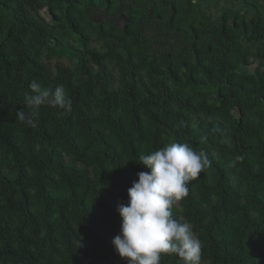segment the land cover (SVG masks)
Instances as JSON below:
<instances>
[{"label": "trees", "instance_id": "trees-1", "mask_svg": "<svg viewBox=\"0 0 264 264\" xmlns=\"http://www.w3.org/2000/svg\"><path fill=\"white\" fill-rule=\"evenodd\" d=\"M33 79L71 113L18 118ZM173 142L209 161L172 209L201 264H264V0H0V264H127L117 204Z\"/></svg>", "mask_w": 264, "mask_h": 264}, {"label": "clouds", "instance_id": "clouds-1", "mask_svg": "<svg viewBox=\"0 0 264 264\" xmlns=\"http://www.w3.org/2000/svg\"><path fill=\"white\" fill-rule=\"evenodd\" d=\"M29 87L31 92L24 96L28 112L17 113L21 120L34 124L42 106L71 113L73 102L63 85L53 89L33 79ZM138 163L149 171L137 173L138 180L128 189V203L117 204L122 226L113 239L116 251L127 264H161L162 257L171 254L179 264H201V241L192 225L176 219L172 209L187 196L188 183L208 166L205 153L173 142L139 155Z\"/></svg>", "mask_w": 264, "mask_h": 264}, {"label": "flooded vegetation", "instance_id": "flooded-vegetation-1", "mask_svg": "<svg viewBox=\"0 0 264 264\" xmlns=\"http://www.w3.org/2000/svg\"><path fill=\"white\" fill-rule=\"evenodd\" d=\"M115 17L116 16H114V15H109V14H107L105 12H100V13H98V15H96V20H100L101 21V20H104V19H110V20L116 22L117 24H119L121 26L125 24L126 20H125V17H124V15L122 13L120 15V20H115Z\"/></svg>", "mask_w": 264, "mask_h": 264}, {"label": "rangeland", "instance_id": "rangeland-1", "mask_svg": "<svg viewBox=\"0 0 264 264\" xmlns=\"http://www.w3.org/2000/svg\"><path fill=\"white\" fill-rule=\"evenodd\" d=\"M43 13L48 17V14H47L46 10H43ZM115 20H120V15L116 16V17H115ZM62 60H64L66 63H69V60H68V59H64V58H63ZM56 61H57V60L54 58V59H52V60H49V63H50L52 66H55Z\"/></svg>", "mask_w": 264, "mask_h": 264}]
</instances>
